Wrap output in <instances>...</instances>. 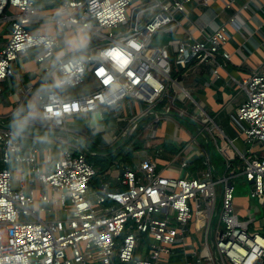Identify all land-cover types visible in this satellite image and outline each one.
I'll return each mask as SVG.
<instances>
[{
    "label": "built area",
    "instance_id": "built-area-1",
    "mask_svg": "<svg viewBox=\"0 0 264 264\" xmlns=\"http://www.w3.org/2000/svg\"><path fill=\"white\" fill-rule=\"evenodd\" d=\"M41 1L0 0V24L10 26L9 38L0 46V90L3 81L14 75L13 62L33 55L46 77L40 88L28 85L24 96L35 97L45 124L57 132L51 141L65 146L57 157L46 155L41 161L39 147L24 151L18 139L21 134L0 125V162H26L32 175L27 178L22 169L14 173L0 166V264H168L171 257H181L182 264H264V232L251 231L255 217H241L234 208V180L239 175L250 183L249 196L264 207V147L252 153L238 150L234 139L227 137L180 80L190 64L207 66L214 77L226 67L231 58L226 48L231 37L228 26L238 30L246 25L237 13L203 39L188 34L179 40L171 62L167 45L153 46L151 39L170 24L181 25L177 14L192 0H152L143 5L134 26L128 13L133 0H52L59 2V14L52 17L55 25L86 30L90 39H105L59 57L55 53L58 35L29 25L42 8ZM262 1L249 0L241 9H248L251 2L264 13ZM232 3L229 0L226 7ZM237 32L247 43L249 38ZM112 49L119 53L109 55ZM88 74L89 92L65 94L63 90L82 84ZM57 79L64 83L57 86ZM232 81L245 91L246 99L237 112L230 113V122L247 142L264 146V70L254 69ZM128 97L147 104L143 115L155 114L146 127V147L152 146L159 122L175 119L172 112H178L195 123L198 134L211 140L225 157L222 169L193 137L176 157L198 146L202 168L194 173L187 169V159L176 168L167 167L175 176L163 174L155 157L146 155L135 167L121 168L117 188L103 182L89 194L96 169L87 160L86 150L66 138L72 131L67 119L98 109L115 113ZM136 126L135 120L118 137L130 136ZM235 157L238 163L234 166ZM31 178L48 192L35 196L27 191L25 184ZM37 200L43 203L37 206L40 211L48 210L46 204L51 203L67 210V217L40 218L31 207ZM191 230H203V243L189 238ZM141 238H151L149 254L144 257L136 254Z\"/></svg>",
    "mask_w": 264,
    "mask_h": 264
},
{
    "label": "crops",
    "instance_id": "crops-1",
    "mask_svg": "<svg viewBox=\"0 0 264 264\" xmlns=\"http://www.w3.org/2000/svg\"><path fill=\"white\" fill-rule=\"evenodd\" d=\"M150 1L152 0H139L137 4L129 6L128 13L130 14L134 6H143ZM228 1L229 0H211L204 3L202 0H192L186 4L183 13L177 14V18H179L181 25L176 26L175 24H170L166 28L157 31L153 35L151 43L153 46L167 45L170 50L169 59L172 61L173 50L176 48L179 40L184 39L188 34H191L195 38L203 39L206 34L210 33L214 29V27L218 24L228 22L229 16L237 13L242 23L244 25L246 24L244 28H239L238 30L242 31L246 38H249L248 42L245 43V39L239 35L236 28L234 29L231 26H228L231 37L229 38L226 48L231 52V58L226 67L219 70V75L214 77L207 66L205 67L190 64L185 70H183V75L180 80L191 95L195 99L199 100L207 111L212 110L215 112L213 116L216 118L218 124L223 128L227 137L234 139V146L242 152L252 153L263 148V144L258 142L251 144L247 142L244 135L241 134L235 126L228 124V121L230 120V113H234L236 111V107H239V105L246 99L245 96L243 99L236 100L235 95L237 91L235 92L234 88L237 87V85L232 81V77L241 80L242 77L246 76L254 69L264 70V13L259 10L257 5L251 2L248 9H241L242 4L249 0H233L230 8L226 7ZM257 1L261 2L262 0ZM41 3L42 8L39 10L37 16L30 21L29 25L33 29H39L43 33L58 35L59 41L55 50L57 56H68L80 52L70 51L68 41L73 37H76L82 29L68 26L61 28L60 26L55 25L52 17L59 14V2L42 0ZM10 11L13 12L15 9L10 8ZM259 25H261V27H259ZM7 27L10 29L8 23L4 22L0 24V46L4 45L9 38L10 32L8 34L4 32ZM84 31L89 36L87 49L89 46H96L97 44L105 42V39H90V32L86 30ZM12 65L14 75L3 81L2 88L0 90V121L7 123L5 124L6 126L14 128L18 120H22L24 117L29 116V113H32L27 127L21 133V136L18 137L19 142L23 146V150L28 152L32 146L39 147V157L41 161L45 160L46 155L57 157L59 155L58 151L65 146L64 142L55 143L53 146L51 145L50 142H53L51 139L57 133L56 130L45 124L44 119L41 116L40 108L35 102V97L27 98L24 96L25 88L28 85H33L35 88L41 87V81L44 77H46L43 65L36 62L33 55L17 58ZM174 74H176V72L172 73V75ZM53 77L56 78L57 75H54ZM75 87L82 88V91L77 92L75 95H72L70 91H65L66 89L63 91L69 96L86 94L92 87L91 76L88 74L85 81ZM238 89L242 90L241 88ZM145 107L146 105L144 103L128 97L120 110L115 113L98 109L87 115L76 114L67 119L72 131L68 133L66 138H68L71 144L83 148L86 152H88V146H86L82 137L91 140L93 145H98L101 149H104L105 147L108 148L107 145H109V147L114 146L115 144H110L117 139L119 141V145L128 141L125 144L127 145V150H125L126 153L132 147V142L138 140L142 144L140 149H137L128 155L129 161L114 160L107 171L104 174L93 178L91 183L94 182V184L98 187L101 183L108 182L112 189L117 188L118 176L121 168L135 167L141 158L146 155L155 157L158 165L157 168L161 170L163 174L175 176L176 172L167 169V167L176 168L183 160L187 159L189 161L187 169L194 173L195 170L202 168V156L200 155L201 150L198 146L192 145L190 152H185L183 155L176 157L177 151H179L187 143V141L191 140L193 137H196L201 146H204L209 150L212 162L216 166L219 165L222 168L225 157L216 149L211 140H208L207 137L198 134V129L195 123L191 121L189 122V120L185 119V117L181 116L178 112H172L174 113L173 115H175V119H162L159 122L152 138L157 140L156 143L150 140V144L152 146L146 147L144 137H146L147 125H144L139 130L138 126L140 121L145 117L150 115L155 116V114L143 115L144 110L146 109ZM22 108L23 111L19 113L18 118L13 119L18 110ZM103 112L108 113L110 117L115 119L121 126V130L113 129L111 131H107V133H109L112 137L109 139L110 141L101 138V134L106 132V126L101 124V121H103ZM76 116L83 117L81 121L92 120L93 123L89 128L77 129L73 126H76V124L81 121H76L78 119ZM36 118H41L42 126ZM135 120L137 121L135 131L126 138L124 136L118 137L119 133L122 130H128ZM10 122H14V126H12ZM176 122L181 126H177ZM189 126L195 127L196 130L193 132ZM114 135L116 138L115 140ZM170 143L172 145H170ZM248 144L250 146L247 147ZM153 146H155V148ZM147 148H150L151 150ZM90 151L97 152V150L94 149H91ZM232 152L233 154L236 153L234 147H232ZM232 162L235 166L238 163V159L235 157ZM8 165H12L13 168L11 170L14 173H18V170L22 169L27 178L32 176L29 171V164L26 162L21 164L17 162H10L6 164L0 162L1 167H8ZM25 187L27 191H33L35 196H37L39 192H48L45 186L35 178H31V180L28 179ZM248 192L246 194L236 192L234 198V208L241 217H246L248 215L255 217V222L251 225L252 229H264V216L260 215L261 209L264 207H262V204L259 203L258 200L256 202V199L251 198ZM39 205H43V203L42 201L37 200L31 205V207L36 210V214L40 218L46 220L61 218L58 216L59 210H64L66 213L64 218L61 219H65L68 215L67 210L61 206H55L51 203H47L46 206L48 210L40 211L37 209V206ZM47 213H53L56 217L47 219L45 217ZM191 231L192 233L189 238H196L193 235L194 231ZM146 239H148L149 242L151 241V238ZM168 264H182V258L171 257L169 258Z\"/></svg>",
    "mask_w": 264,
    "mask_h": 264
},
{
    "label": "rangeland",
    "instance_id": "rangeland-1",
    "mask_svg": "<svg viewBox=\"0 0 264 264\" xmlns=\"http://www.w3.org/2000/svg\"><path fill=\"white\" fill-rule=\"evenodd\" d=\"M139 2V0H133L132 2H131V4H130V6H133V5H135V4H137ZM150 14V13H149ZM5 33H9L10 32V29H9V27H7V29H5V31H4ZM171 62H173V60L171 61ZM239 87H235L234 88V91L236 92V95H235V97H236V100H240V99H243V98H245V96H246V93H245V91L243 92V90H239L238 89ZM65 91H70V93L72 94V95H75V94H77V92H81L82 91V88H79V87H67L66 88V90ZM145 105H147V104H145ZM237 110H238V107H236V111L235 112H237ZM209 111V114L211 115H214V111H212V110H208ZM189 112L190 113H193L194 112V109H193V107H191L190 109H189ZM104 114H103V121H101V124H104L105 126H106V129H105V133H103V134H101V138H104V139H107V140H109V139H111L112 137L109 135V133H107V131H111V130H113V129H117V130H121V126L119 125V123L115 120V119H113V118H111L110 117V115L108 114V113H106V112H103ZM154 116H148V117H145L143 120H141L140 121V124H139V126H138V130L139 129H141L144 125L146 126V125H148L149 124V122L151 121V119L153 118ZM76 118H78L76 121H81L82 119H83V117H80V116H76ZM36 119H38V121H39V123L41 124V126H42V121H41V118L39 119V118H36ZM89 120H83V121H81V122H79V123H77L76 124V126H73V127H75V128H89L91 125H92V120L91 121H89ZM190 122V121H189ZM228 124H230L231 125V122H230V120L228 121ZM188 125V124H187ZM190 128H191V130L194 132V130H196L195 129V127H193V126H189ZM82 137V136H81ZM119 137H123L122 135H120ZM82 139H83V141L85 142V144H86V146H88V152H86V155L90 152V150L91 149H94V150H97L98 151V153H100L99 151H106V150H108L110 147H109V145H107L108 146V148L107 147H105L104 149H101L100 148V146H98V145H93V143L91 142V140H88V139H86V138H83L82 137ZM116 138L114 137V140H115ZM110 141V140H109ZM151 141H154L155 143H156V139H151ZM144 142V141H143ZM51 143V145L53 146L55 143L54 142H50ZM160 143V142H159ZM119 145V141H118V139L117 140H115L113 143H111L110 145ZM123 144V143H122ZM121 144V145H122ZM125 144V143H124ZM144 144V143H143ZM162 144V143H161ZM160 144V145H161ZM169 144V143H168ZM170 145H172L171 143H170ZM248 146H250L249 144L247 145V147ZM120 149H121V152H122V155L123 154H125L126 152H125V150H127V145H125L124 147H120ZM147 149H149V150H151L150 148H147ZM89 155H91V156H89V158H91V159H87L89 162H91L92 164H94V163H97L101 158H95L94 157V155H92V154H89ZM87 158V157H86ZM124 159V158H123ZM129 159V158H128ZM125 161H128V160H126V159H124ZM8 167L9 168H13L12 167V165H8ZM217 167H219L218 169L219 170H221L222 168L219 166V165H217ZM100 175V174H99ZM98 175H95L93 178H96ZM234 183H235V185H236V192L237 193H241V194H246L248 191H249V189H250V183H248L247 181H245L244 180V178H243V176L242 175H239V176H236L235 177V180H234ZM12 186H13V188H17V184H16V182H13V184H12ZM96 187H97V185H95L94 184V182H92L91 183V185H90V188H89V190H88V192H89V194H91V193H93V191L96 189ZM236 192H235V195H236ZM256 202H257V200H256ZM263 207V206H262ZM202 208V207H201ZM252 214H254V213H252ZM66 215V213L64 212V210H59V212H58V216L59 217H61V218H64V216ZM260 215H263L264 216V208H262L261 209V213H260ZM260 215H258V216H260ZM45 217L47 218V219H52V218H54V217H56V216H54L53 215V213H47L46 215H45ZM258 218V217H257ZM251 231H253V229H251ZM258 231L259 232H261V233H263L264 232V229H258ZM197 239H198V241H200V243H203V230H198V231H196L194 234H193ZM137 244H138V247H137V256H140V257H144L146 254H149V240L148 239H146V238H141L140 240H138L137 241Z\"/></svg>",
    "mask_w": 264,
    "mask_h": 264
},
{
    "label": "trees",
    "instance_id": "trees-1",
    "mask_svg": "<svg viewBox=\"0 0 264 264\" xmlns=\"http://www.w3.org/2000/svg\"><path fill=\"white\" fill-rule=\"evenodd\" d=\"M22 111H23V108L20 109V110H18V112L14 115L13 119H17L18 116H19V113L22 112ZM13 121H16V120H13ZM3 123H4L3 121L2 122L0 121V124H3ZM4 124H7V123H4ZM10 124L12 126H14V122H10ZM14 128L17 129L16 126ZM127 142L128 141H125L123 143L126 144ZM132 143H133V145L129 149V151L126 154H123V155H122V152H121L120 147H124L125 144H122V145H118V144L117 145H114V146L110 147L106 151H99L100 153H98V151L97 152L90 151L86 155L87 159H91V158H89V156H91L89 154L94 155L95 158H101L97 163H94L93 164L94 167H95V169H96V174L95 175H99V174L102 175V174H104L114 160L118 161V160H124V159H126V160L129 161L128 155L131 154L133 151H135L137 149H140L142 147L141 142L138 141V140L135 141V142H132Z\"/></svg>",
    "mask_w": 264,
    "mask_h": 264
},
{
    "label": "clouds",
    "instance_id": "clouds-1",
    "mask_svg": "<svg viewBox=\"0 0 264 264\" xmlns=\"http://www.w3.org/2000/svg\"><path fill=\"white\" fill-rule=\"evenodd\" d=\"M89 43V36L87 35V33L84 30H81L78 35L76 37H73L72 39H70L68 41V45H69V50L70 51H82L85 50L88 46ZM115 53H119V49H112L109 50V55L111 54H115ZM120 55H123L122 53H120ZM82 71V69H80ZM70 71V69H69ZM64 81L61 79H57L56 80V85L59 86L61 84H63ZM32 116V113H29V116L24 117L22 120H18L16 123V128H17V135H20L25 128L27 127L29 118Z\"/></svg>",
    "mask_w": 264,
    "mask_h": 264
},
{
    "label": "water",
    "instance_id": "water-1",
    "mask_svg": "<svg viewBox=\"0 0 264 264\" xmlns=\"http://www.w3.org/2000/svg\"><path fill=\"white\" fill-rule=\"evenodd\" d=\"M144 6L142 5H137V6H134L130 12V23H131V26H134L136 24V21H137V16H138V13L139 11H141L143 9Z\"/></svg>",
    "mask_w": 264,
    "mask_h": 264
}]
</instances>
